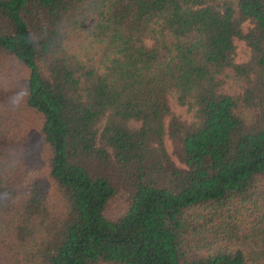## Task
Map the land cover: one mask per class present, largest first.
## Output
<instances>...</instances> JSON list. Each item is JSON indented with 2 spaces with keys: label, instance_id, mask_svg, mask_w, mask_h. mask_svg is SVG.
Returning <instances> with one entry per match:
<instances>
[{
  "label": "trees",
  "instance_id": "16d2710c",
  "mask_svg": "<svg viewBox=\"0 0 264 264\" xmlns=\"http://www.w3.org/2000/svg\"><path fill=\"white\" fill-rule=\"evenodd\" d=\"M0 264H264V0H0Z\"/></svg>",
  "mask_w": 264,
  "mask_h": 264
},
{
  "label": "rangeland",
  "instance_id": "374dc122",
  "mask_svg": "<svg viewBox=\"0 0 264 264\" xmlns=\"http://www.w3.org/2000/svg\"><path fill=\"white\" fill-rule=\"evenodd\" d=\"M237 48H236V61H243L246 59L247 57V50L244 47V45L241 42H237L236 43ZM171 108L173 109V111L180 113L182 115L183 113V109L177 107L176 105H174L173 103H171Z\"/></svg>",
  "mask_w": 264,
  "mask_h": 264
}]
</instances>
